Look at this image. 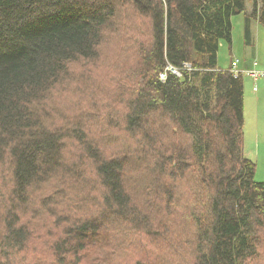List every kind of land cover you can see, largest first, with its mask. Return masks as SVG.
<instances>
[{
    "label": "trees",
    "instance_id": "obj_1",
    "mask_svg": "<svg viewBox=\"0 0 264 264\" xmlns=\"http://www.w3.org/2000/svg\"><path fill=\"white\" fill-rule=\"evenodd\" d=\"M241 14L249 40L264 0H0V264H264L218 67Z\"/></svg>",
    "mask_w": 264,
    "mask_h": 264
},
{
    "label": "rangeland",
    "instance_id": "obj_2",
    "mask_svg": "<svg viewBox=\"0 0 264 264\" xmlns=\"http://www.w3.org/2000/svg\"><path fill=\"white\" fill-rule=\"evenodd\" d=\"M251 8V5H249ZM127 20V19H126ZM233 22V43L230 46L228 43L223 42L220 46L218 53V67L222 70H229L230 63L232 60H239L240 62H245L251 53L258 54L257 61L264 62V26L256 21L252 24V34H251V46L247 44L248 39L245 35V15L241 14L235 16L232 20ZM135 21L130 18V26H133ZM255 47L257 49H255ZM258 51L257 53L255 51ZM110 52V63L114 62L113 51L111 46L104 48L100 63L107 53ZM131 53V51H130ZM130 61L129 67L133 63ZM252 60V59H251ZM106 61H103V66ZM123 68V67H122ZM107 73L110 78L115 79L116 71L110 66H107ZM179 73V71H178ZM180 74V73H179ZM127 83H130L129 81ZM131 84V83H130ZM247 84L246 79L244 80V85ZM126 88L130 85H125ZM117 88H119L116 85ZM257 89L254 90L255 86H245V129H244V144H245V154L248 158L257 164L256 170V181L264 183V88L256 86ZM110 88H115V83L110 86ZM125 88V89H126ZM120 89V88H119ZM124 89V90H125ZM112 237L114 234L112 233ZM131 250V249H130ZM131 259L133 258L130 254ZM259 263H262L261 261Z\"/></svg>",
    "mask_w": 264,
    "mask_h": 264
},
{
    "label": "crops",
    "instance_id": "obj_3",
    "mask_svg": "<svg viewBox=\"0 0 264 264\" xmlns=\"http://www.w3.org/2000/svg\"><path fill=\"white\" fill-rule=\"evenodd\" d=\"M252 24H253V22L250 25V32L248 33L249 40H248L247 44L249 46H251V44H252V42H251ZM245 32H246V29H245ZM255 49H257V48L255 47ZM255 52L257 53L258 51L256 50ZM257 56H258V54L251 53V57H249L247 60H245V62H240L238 60L239 61L238 70L241 71L243 74H246V75L241 76L244 80L246 79V82H247V84H245L244 86L249 85V86H251V89H252V87L254 85L255 86L254 90L257 89L256 86L264 88V79L254 81V79L251 76L247 75L248 73H251L253 71H264V62L263 63L260 61L258 62ZM234 61H236V60H234ZM234 61L232 60V63ZM232 63H230L229 69L232 68ZM245 103H246V98H245ZM246 156H248V155L246 154Z\"/></svg>",
    "mask_w": 264,
    "mask_h": 264
},
{
    "label": "built area",
    "instance_id": "obj_4",
    "mask_svg": "<svg viewBox=\"0 0 264 264\" xmlns=\"http://www.w3.org/2000/svg\"><path fill=\"white\" fill-rule=\"evenodd\" d=\"M238 64H239V61L236 60L232 63V68L230 69L231 72L233 73V75L238 78V77H241L242 75H246V74H243L241 71L238 70ZM170 71H173L175 74H177L178 76H180V74L176 71V70H173L172 68H168ZM248 76H251L254 81H258L260 79H264V71H253L251 73H248L247 74ZM165 77L166 75L165 74H162L161 75V79L162 80H165Z\"/></svg>",
    "mask_w": 264,
    "mask_h": 264
},
{
    "label": "bare ground",
    "instance_id": "obj_5",
    "mask_svg": "<svg viewBox=\"0 0 264 264\" xmlns=\"http://www.w3.org/2000/svg\"><path fill=\"white\" fill-rule=\"evenodd\" d=\"M177 71V70H176ZM178 72V71H177Z\"/></svg>",
    "mask_w": 264,
    "mask_h": 264
}]
</instances>
